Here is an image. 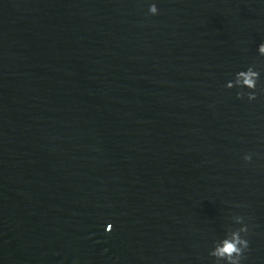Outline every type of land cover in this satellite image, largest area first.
Here are the masks:
<instances>
[{
	"label": "water",
	"instance_id": "water-1",
	"mask_svg": "<svg viewBox=\"0 0 264 264\" xmlns=\"http://www.w3.org/2000/svg\"><path fill=\"white\" fill-rule=\"evenodd\" d=\"M261 43L264 0H0V264H264Z\"/></svg>",
	"mask_w": 264,
	"mask_h": 264
},
{
	"label": "clouds",
	"instance_id": "clouds-1",
	"mask_svg": "<svg viewBox=\"0 0 264 264\" xmlns=\"http://www.w3.org/2000/svg\"><path fill=\"white\" fill-rule=\"evenodd\" d=\"M150 12L156 14L157 7L155 4L150 6ZM259 52L261 55H264V43H261L259 46ZM260 78V72L253 70V67L248 66L246 70H240L235 74L236 84L239 86L241 91L237 92L238 98H243L247 95L248 99H256V89L257 84ZM232 87V85H226ZM244 88L250 89L245 93ZM246 160H250L251 156H246ZM111 230V229H110ZM248 227L242 228L240 231L248 233ZM249 242L247 239H242L239 233H233L231 239H225L222 242V246L217 247V249L212 253L213 256L224 259L227 264H241V259L243 258V253L248 250Z\"/></svg>",
	"mask_w": 264,
	"mask_h": 264
}]
</instances>
